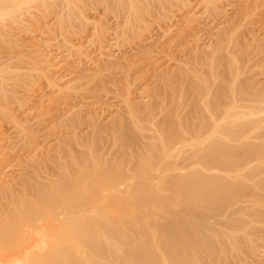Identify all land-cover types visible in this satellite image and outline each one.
<instances>
[{"label": "bare ground", "instance_id": "1", "mask_svg": "<svg viewBox=\"0 0 264 264\" xmlns=\"http://www.w3.org/2000/svg\"><path fill=\"white\" fill-rule=\"evenodd\" d=\"M55 1L0 0V20L8 19L0 49L10 51L0 50V264L264 263V81L246 76L257 51L264 67V38L249 30L257 44L248 39L242 50L234 42L257 12L252 0L232 14L221 0H200L203 9L183 15L175 34L162 27L150 37L148 18H177L179 0H63L65 10L54 12L59 26L45 21ZM87 2L133 20L119 35L139 42L116 56L104 41L110 26L94 24L93 58L69 35L72 19L85 25L75 11ZM33 3L39 8L29 19L20 8ZM205 20L215 30L197 40ZM27 21L60 27L71 63L52 52L49 36L44 45L11 38V27ZM28 76L56 91L26 111L45 90L35 80L21 102L14 90ZM110 95L118 104L96 107ZM61 96L66 102L56 106ZM8 161L18 170L7 172ZM103 197L112 212L95 206Z\"/></svg>", "mask_w": 264, "mask_h": 264}, {"label": "rangeland", "instance_id": "2", "mask_svg": "<svg viewBox=\"0 0 264 264\" xmlns=\"http://www.w3.org/2000/svg\"><path fill=\"white\" fill-rule=\"evenodd\" d=\"M75 1H77V0H75ZM74 0H71V3L72 2H75ZM187 2H185V0L183 1L182 0V2H181V0H179L178 1V3L177 2H175V4H174V7L172 8V11H173V14H174V17H175V15L176 16H178L177 18H173V19H171V21L168 19V21H166V20H164L163 18H160L161 16H159V18H157V16L156 17H151V21H150V17L148 18L149 20H148V23H150L149 25L150 26H153L152 28L148 25V23L146 24V25H148V27H145V28H147V29H145L144 28V26H143V28L145 29V31H146V33L144 32L143 33V35H144V37H150V36H152V35H158V34H160L161 32H162V27H163V29L165 28V30H171L170 31V33H172V34H175V33H173L175 30L177 31V30H179L181 27H182V25H184V22H183V20L185 21V19L186 18H188L192 13H197V11H200L201 10V8H202V6H198V1H200V0H186ZM189 1H190V4H189ZM192 1H194L193 3H192ZM242 1V0H241ZM243 1H245V0H243ZM242 1V2H243ZM258 0H255V1H253L252 0V2H253V5H252V3L250 4V8H253V10H254V7L256 8V10H257V12H255V14L253 15V17H249L248 18V20H247V24H246V28H243V26L245 25H243L242 26V28L240 27V29L238 30V32H237V34H235L234 35V42L235 43H237L236 45H240V44H242V45H240V46H238V49H239V47H241V49L243 50V46L245 47V43L243 44V42H246L248 39L250 40V42H252L253 41V37L254 36H252V34H250L248 31L250 30V31H254V33H253V35H256L257 34V38L259 39V37H261L262 36V38H264L263 36H264V0H259L258 2H257ZM58 2H60L59 0H56L55 2H51L50 3V5H51V11H50V15H47V17L45 18V19H47V20H45V21H50V22H52L53 21V24L55 25V23H56V26H59V24L61 25V24H65V23H60L58 20V18L56 19L55 17H56V15H57V17L60 15V12L59 11H64L63 10V8L61 7V5L62 6H64V8H65V6L66 5H63L64 4V1L63 0H61V2L60 3H58ZM78 3H79V1H77ZM89 2V1H88ZM87 2V3H88ZM54 3H55V6H54ZM56 3H57V5H56ZM86 3V4H87ZM221 3L223 4V5H225L226 6V8H227V11H229V13L230 14H232V10H237L238 8H239V4L241 3L240 2V0H221ZM228 3V4H227ZM65 4H66V2H65ZM72 4H76V2L75 3H72ZM92 3L90 2V4L88 3L87 4V7L88 8H83V11H84V13H83V11H81L82 10V8H80V7H83V6H86L85 4H81L82 6H80V5H78L79 6V8L80 9H78V11H75L78 15H80V16H83V17H86V19L87 20H85V18H83V19H81V20H83L84 22H83V24H85L84 26H83V28L81 29L80 27V22L81 21H78L77 22V20L79 19H72V22H70V23H72V25H71V29L74 27V29H72V34H69L68 32H67V36H68V34L69 35H71L70 37H71V39L73 40V42L74 41H77V42H74V43H81L80 45H82L83 44V46H84V44H85V47L87 48H85V50L84 51H86L87 52V50H88V52H90V54H93L92 55V57L94 58H98L99 57V55H100V53H99V50H98V45L96 44H94V43H96V42H98L97 40H92V38H93V33L96 35V32H95V26H94V24H97V25H109L110 27L109 28H111V32L109 31V35H107V37L108 38H106L104 41L105 42H107L108 44H110L111 46H110V50H111V52L113 53V54H116V56H121L120 54V52H121V50H130V49H128L131 45H136L138 42H139V40L137 39L138 37L136 36V37H134V35H131L130 34V36H129V39H127L126 37V40H129V41H125V42H123L124 40L122 39V38H124L123 37V35L120 37V35L119 34H122V32H124V30H126V32L130 29V25H129V23H131L130 21L126 24L125 23V21H123L125 18L124 17H122L123 15L122 14H118V12L116 11V8L115 7H113V9H106V7H99V8H97V7H95L94 6V8L96 9H94L93 8V4L91 5ZM177 4V5H176ZM256 4V5H255ZM260 4V5H259ZM59 5H60V7H61V9H59L60 7H59ZM89 5H90V8L91 9H89ZM193 5V6H192ZM195 5V6H194ZM196 5L198 6V8L196 9L195 7H196ZM236 6V7H235ZM238 6V7H237ZM254 6V7H253ZM76 7V6H75ZM111 7V8H112ZM176 7V8H175ZM200 7V8H199ZM38 8H39V4L38 3H33V4H30V6H28V5H24V6H22L20 9H22V10H20V12H22V14H25L26 15V17L28 18L29 17V19H30V13L32 14V15H34L35 13H37V11H38ZM56 8V9H55ZM93 8V9H92ZM101 8V9H100ZM105 10H104V9ZM108 8H110V7H108ZM235 8V9H234ZM85 9H87V10H85ZM97 9L99 10V11H97ZM194 9V10H193ZM203 9V8H202ZM258 9H260V10H258ZM263 9V10H262ZM27 10V11H26ZM30 10V11H29ZM59 10V11H58ZM67 10V9H66ZM76 10H77V8H76ZM191 10V11H190ZM57 11H58V13H57ZM175 11V12H174ZM203 11V10H202ZM231 11V12H230ZM255 11V10H254ZM24 12V13H23ZM57 13V14H55V13ZM135 12V11H134ZM136 12H138V10L136 11ZM177 12V13H176ZM192 12V13H191ZM54 13V14H53ZM83 13V14H82ZM154 13H156V14H154V15H157V14H159V12L157 11H155ZM176 13V14H175ZM189 13V14H188ZM140 14V13H139ZM189 16H188V15ZM52 15V16H51ZM118 15H119V17H118ZM121 15V16H120ZM134 15H136V17L138 16V14L137 13H135V14H133L132 15V17L134 16ZM183 15H185V17L183 16ZM49 16V17H48ZM79 16V17H80ZM142 16V15H141ZM141 16L139 17V18H141ZM185 18V19H183V17ZM132 17H131V19H132ZM135 17V18H136ZM77 18V17H76ZM81 18V17H80ZM121 20H120V19ZM55 19V20H54ZM137 19H138V17H137ZM5 20H8L7 18H4L3 20H0V22L1 23H4V21ZM43 20V21H44ZM118 20V21H117ZM136 20V19H135ZM134 20V21H135ZM175 20V21H174ZM31 21V20H30ZM30 21H27L29 24H32V25H29L28 23H23V25L22 24H20V25H17V26H14V27H11L12 29H10L11 31L9 32V33H11V34H9V35H11V38H18V39H20V40H22V41H26V42H29V40L31 39V41H33L32 39H37V41H39V43H40V38H44L45 39V36H46V39L48 38V36L50 37V38H48L47 39V42H49L48 40H52V47H50L51 48V50H52V52H54V53H56V54H62V57H64V59H68V57H67V52L66 51H64V49H66V48H64V47H66V46H64L63 44H65L66 43V41H63V37H65L66 35H64L63 33H65L64 31H63V33L61 32V31H58L59 30V28H58V30L57 29H55V26L52 24L51 25V23H50V26L51 27H49V23H48V27L49 28H52V29H49L48 27H47V29H45L46 27H43V25L44 24H46L45 22H43V23H40L41 25L40 26H38V24H36L35 25V23L34 22H31L30 23ZM54 21H56L55 23H54ZM85 21H86V23H85ZM87 21H88V23H87ZM92 21H93V23H92ZM117 21V22H116ZM158 21V22H157ZM6 22V21H5ZM59 22V23H58ZM74 22V23H73ZM89 22H90V24H89ZM95 22V23H94ZM99 22V23H98ZM106 22V23H105ZM160 22V23H159ZM178 22V23H177ZM202 22V21H201ZM210 22V23H209ZM251 22V23H250ZM58 23V24H57ZM76 23V24H75ZM78 23V24H77ZM105 23V24H104ZM111 23V24H110ZM125 23V24H124ZM162 23V24H161ZM171 23V24H170ZM172 23H174L175 24V26L177 27V28H174L173 26H174V24H172ZM182 23V24H181ZM203 23V24H202ZM201 23V25L202 26H204L206 29H207V31H205V32H203L201 35H200V37L199 36H197V40L198 39H205L206 41L208 40V38H210V30L211 29H213V30H215L214 28V26H215V24L212 26V25H210L211 23H213V22H211V20L210 21H208V20H205L204 22H202ZM88 24V25H87ZM93 24V25H92ZM144 24V25H145ZM165 25V26H164ZM167 25V26H166ZM206 25H209V26H206ZM225 25V24H224ZM227 25V24H226ZM67 26V25H66ZM73 26V27H72ZM79 26V27H78ZM86 26V27H85ZM94 26V27H93ZM116 26V27H115ZM161 26V27H160ZM170 26V27H169ZM20 27V28H19ZM39 27V28H38ZM70 27V26H69ZM123 27V28H122ZM129 27V28H128ZM208 27H210V30L208 29ZM249 27V28H248ZM14 28V29H13ZM36 28V29H35ZM57 28V27H56ZM77 28H78V30H77ZM126 28H128V29H126ZM250 28H252V29H250ZM254 28V29H253ZM26 29V30H25ZM50 30V32L51 31H55V34L53 33V35H54V37H56V38H52L51 36H50V34H52V33H50L49 35H47V34H45L44 35V32L45 33H48L49 32V30ZM76 29V30H75ZM150 30V32H149V30ZM175 29V30H174ZM47 30V31H46ZM74 30V31H73ZM82 32H81V31ZM173 30V31H172ZM69 31H71V30H69ZM76 31H78L77 33L78 34H76L75 32ZM152 31V32H151ZM212 31V30H211ZM242 31H243V33H242ZM15 32V33H14ZM61 32V33H60ZM73 32L75 33L74 35H73ZM207 32V33H206ZM14 33V34H13ZM79 33H81V35L79 34ZM114 33H116V34H114ZM125 33V32H124ZM149 33V34H148ZM153 33V34H152ZM158 33V34H157ZM239 33V34H238ZM249 33V34H248ZM43 34V35H42ZM59 34V35H58ZM62 36H61V35ZM148 36H147V35ZM241 34V35H240ZM242 34H244V36H242ZM247 34V35H246ZM263 34V35H262ZM13 35V36H12ZM64 35V36H63ZM139 35V34H138ZM204 35V36H203ZM260 35V36H259ZM16 36V37H15ZM61 38H59V37ZM76 36H77V38H76ZM83 36V37H82ZM118 36V38H116ZM247 36V37H246ZM250 36H252V38L250 37ZM259 36V37H258ZM95 37V36H94ZM96 37H97V39H98V36L96 35ZM96 37H95V39H96ZM120 37V38H119ZM135 39H134V38ZM140 37V36H139ZM206 37H207V39H206ZM243 37V38H242ZM69 38V37H68ZM91 38V39H90ZM238 38V39H237ZM246 38V39H245ZM0 39H3L2 37L0 38ZM40 39V40H39ZM46 39H45V41H46ZM87 39V40H86ZM94 39V38H93ZM119 39H121V40H119ZM132 39H134V40H132ZM140 39V38H139ZM195 39V38H194ZM193 39V40H194ZM203 39V40H204ZM241 39H243V40H241ZM254 39H256L255 37H254ZM257 39V40H258ZM62 40V41H61ZM93 42H92V41ZM99 40V39H98ZM123 40V41H122ZM191 40H192V38H191ZM248 40V41H249ZM252 40V41H251ZM263 39H259L258 41H259V43H258V45H260L261 44V46L264 48V40L262 41ZM42 42V44L41 45H44L46 42L44 41V40H41ZM44 41V42H43ZM58 41V42H57ZM81 41V42H80ZM89 41L93 44H91V43H89ZM114 41V42H113ZM238 41V42H237ZM56 42H57V44H58V49L56 48L57 46V44H56ZM63 42H65V43H62ZM86 42H88L87 43V45H86ZM194 42V41H193ZM242 42V43H241ZM249 42V43H250ZM256 41H253L252 43H255ZM44 43V44H43ZM116 43H117V45H116ZM131 43V44H130ZM136 43V44H135ZM62 45V47L60 48V46ZM125 44L127 45V47H125ZM128 44H130V46H128ZM256 44H257V42H256ZM60 45V46H59ZM121 45V46H120ZM55 46V50L54 49H52L53 47ZM94 46V47H93ZM96 46V47H95ZM116 46V47H115ZM118 46V47H117ZM125 47V49H121V48H124ZM255 46H257V45H255ZM20 48V47H19ZM84 48V47H83ZM94 48V49H93ZM96 48V49H95ZM113 48V49H112ZM119 50H118V49ZM127 48V49H126ZM4 49V48H3ZM6 49V48H5ZM20 49H22V48H20ZM57 49V50H56ZM59 49H62V51L61 50H59ZM245 49V48H244ZM1 51H2V49H0ZM19 50V49H18ZM54 50V51H53ZM59 50V51H58ZM96 50V51H95ZM98 50V51H97ZM115 50V51H114ZM0 51V52H1ZM17 51V49L15 50H13L12 52H14V55L15 54H17V55H15V56H18L19 54H21V53H19L20 52V50L18 51V53L16 52ZM92 51V52H91ZM7 52L9 53L10 51H8L7 50ZM7 52H5L4 50L2 51V53H5L6 54V56L7 55H9ZM16 52V53H15ZM59 52V53H58ZM66 52V53H65ZM259 54H260V52L259 51H257ZM97 53H98V56H97ZM118 53V54H117ZM258 53H254V55H253V58H252V60H251V63L253 64V66L252 65H250V68H251V71H250V69L248 70V73H247V75L246 76H249V75H252V76H254V74H256V76H258V74H259V77H256V78H259L260 80H262V81H264V67H262L261 65L262 64H260V59L262 58V56H261V54H260V56H261V58H260V56H259V54ZM1 54V53H0ZM258 54V55H257ZM20 56V55H19ZM66 56V57H65ZM59 57H60V55H59ZM260 59H259V58ZM71 58H69L68 59V63H71V61H72V59L70 60ZM255 59V60H254ZM70 60V61H69ZM257 61V63H255ZM263 69V70H262ZM250 71V72H249ZM256 72V73H255ZM47 73V72H46ZM118 73V72H117ZM138 75L136 76V77H141L142 75H140V74H143V72H140V73H137ZM121 75V74H120ZM119 75V77H121ZM140 75V76H139ZM262 76V77H261ZM30 76H28L26 79H23V81L21 82V84H19L18 86H16L17 88H15V92H16V97H18L19 96V98H20V100H21V102H22V99L25 97V100L27 99H31V98H29V96L28 95H30V96H32V94H33V91L31 92V90L33 89L32 88V86L31 85H33L32 83H34V84H36L35 83V80H36V82L38 83L37 84V87L38 86H42V87H44V88H42V89H45L46 90V92H45V90H43L42 92H38L37 93V97L34 99L33 98V96H32V99L30 100V102H32V103H29L28 101H27V103H29V104H27L26 103V101H25V103L27 104V105H24V106H26L25 108H26V111H28L29 109L28 108H30V109H32V107L33 108H35L33 105H35V106H40V104L38 103L39 102V100L40 99H43V98H50L52 95V93H54L53 92V90L51 89V91H50V88H53V86L51 85V87L49 86V83H45V82H47L46 81V78H41V79H38V78H34V82H33V79L31 78V80H30V78H29ZM28 79V80H27ZM39 80V81H38ZM40 80H41V82H40ZM44 80V81H43ZM26 82H27V84H26ZM137 82H138V84H137ZM23 83V84H22ZM43 83V84H42ZM141 83V81L139 82V80H137L136 81V83L135 82H133L132 81V84L131 85H133V87L132 88H135V90H136V88L139 86V84ZM39 84H41V85H39ZM22 85V86H21ZM27 85V86H26ZM30 86V87H29ZM22 87H23V89H22ZM29 89H28V88ZM40 87H39V89H40ZM50 87V88H49ZM30 88H32L31 90H30ZM48 88H49V90H48ZM26 89H28V90H26ZM38 89V88H37ZM17 90V91H16ZM29 92V93H28ZM44 92V93H43ZM48 92H52V93H49L51 96H48L49 94H47ZM19 94V95H18ZM28 94V95H27ZM45 96H44V95ZM36 95V94H35ZM47 95V96H46ZM53 95H55V94H53ZM22 96V97H21ZM41 96V97H40ZM111 96V95H110ZM108 97V98H104L103 99V97L101 98V99H103V100H101V102H99L97 105H96V107H98V108H106V107H108V106H111V105H113V103H115V104H118L117 102H116V100L114 101L113 100V98L112 97H114V96H111V97ZM27 97V98H26ZM40 97V98H39ZM18 98V99H19ZM60 98H62V96L60 97ZM64 98V100L62 101V99ZM61 100L59 99V101H56V102H58V103H55L56 104V106L57 105H59V104H61L62 105V103H64V101L66 100L65 98L66 97H63ZM37 99V100H36ZM108 99H110V100H108ZM115 99V98H114ZM150 99V98H149ZM24 100V99H23ZM35 100V101H34ZM105 100V101H104ZM93 101V100H92ZM66 102V101H65ZM109 103V105H108V103ZM23 104V103H22ZM21 104V105H22ZM105 105V106H104ZM19 106L20 105H18V107H17V105L15 106V111H16V107L17 108H19ZM23 106V105H22ZM28 107V108H27ZM22 110H25V108L24 107H20ZM19 111L21 112V110L19 109ZM26 111H22L21 112V114L22 113H25ZM16 112H18V110L16 111ZM20 112H18L19 114H20ZM14 137V135H13V132H9L8 133V138H13ZM27 146H31V144H28ZM27 146H26V149H27ZM22 151V150H21ZM22 154H23V152H21ZM11 163H12V165H11ZM5 164H8V165H6V167L5 168H7V167H9V165H10V167L11 168H8L7 170V172H10V173H12V171L14 170V171H16V169L18 170V166L16 167V163H14L13 161H8V163L6 162ZM15 166H14V165ZM12 169V170H11ZM13 171V172H14ZM15 173H17V172H15ZM89 186H93V185H89ZM90 187V188H91ZM90 188H88V189H90ZM129 193H130V191H128V195H129ZM105 198V199H104ZM108 202V203H107ZM106 203H107V206H106ZM110 203V201L108 200V198L107 197H103L102 198V200L100 199V200H98V202H96L95 203V206L99 209V211L100 212H112L113 211V207L110 209L108 206L110 205L109 204ZM102 209V210H101ZM104 209H106V210H104ZM178 209V208H177ZM175 210H176V208H175ZM135 213H138V211H134ZM161 221V220H160ZM262 264H264V263H262Z\"/></svg>", "mask_w": 264, "mask_h": 264}]
</instances>
